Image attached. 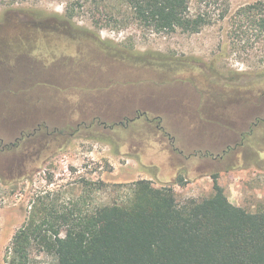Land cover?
<instances>
[{"label":"rangeland","instance_id":"rangeland-1","mask_svg":"<svg viewBox=\"0 0 264 264\" xmlns=\"http://www.w3.org/2000/svg\"><path fill=\"white\" fill-rule=\"evenodd\" d=\"M255 1L191 0L206 24L190 33L0 0V264L32 211L90 210L139 179L199 200L216 176L231 203L264 204V33L221 18ZM30 264L53 257L35 247Z\"/></svg>","mask_w":264,"mask_h":264},{"label":"trees","instance_id":"trees-1","mask_svg":"<svg viewBox=\"0 0 264 264\" xmlns=\"http://www.w3.org/2000/svg\"><path fill=\"white\" fill-rule=\"evenodd\" d=\"M63 2L62 16L28 13L35 19L71 21L84 10L94 26L114 30L137 24L154 32L193 33L206 24L204 14L190 11L191 0ZM225 17L232 26L244 19L264 33V0L241 6L231 16L225 10ZM129 187L125 199L90 210L74 203L41 220L32 211L11 238L6 264H30L35 247L51 255L53 264H264V204L248 211L231 203L216 176L213 193L199 200H179L172 187H156L149 179Z\"/></svg>","mask_w":264,"mask_h":264},{"label":"crops","instance_id":"crops-1","mask_svg":"<svg viewBox=\"0 0 264 264\" xmlns=\"http://www.w3.org/2000/svg\"><path fill=\"white\" fill-rule=\"evenodd\" d=\"M73 105H74V103H73ZM82 106H83V104H82ZM99 109H100V108H99ZM137 109H138V108H136L135 111H137ZM101 110H102V109H101ZM135 111H134V112H135ZM102 112L105 113L103 110H102ZM127 114H129V113H119V112H118V113L115 114V117H120V116H123V115L126 116Z\"/></svg>","mask_w":264,"mask_h":264}]
</instances>
